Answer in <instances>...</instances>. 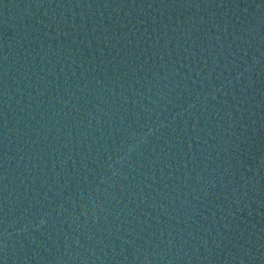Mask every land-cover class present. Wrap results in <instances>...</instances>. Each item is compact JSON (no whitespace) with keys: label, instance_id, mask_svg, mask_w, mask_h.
<instances>
[{"label":"water","instance_id":"95a60500","mask_svg":"<svg viewBox=\"0 0 264 264\" xmlns=\"http://www.w3.org/2000/svg\"><path fill=\"white\" fill-rule=\"evenodd\" d=\"M0 264H264V0H0Z\"/></svg>","mask_w":264,"mask_h":264}]
</instances>
